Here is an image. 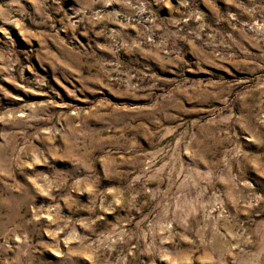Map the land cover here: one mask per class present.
Masks as SVG:
<instances>
[{
    "label": "rangeland",
    "instance_id": "obj_1",
    "mask_svg": "<svg viewBox=\"0 0 264 264\" xmlns=\"http://www.w3.org/2000/svg\"><path fill=\"white\" fill-rule=\"evenodd\" d=\"M0 264H264V0H0Z\"/></svg>",
    "mask_w": 264,
    "mask_h": 264
}]
</instances>
